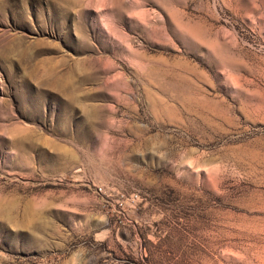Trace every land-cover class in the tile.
I'll list each match as a JSON object with an SVG mask.
<instances>
[{
	"label": "rangeland",
	"instance_id": "374dc122",
	"mask_svg": "<svg viewBox=\"0 0 264 264\" xmlns=\"http://www.w3.org/2000/svg\"><path fill=\"white\" fill-rule=\"evenodd\" d=\"M0 264H264V0H0Z\"/></svg>",
	"mask_w": 264,
	"mask_h": 264
}]
</instances>
